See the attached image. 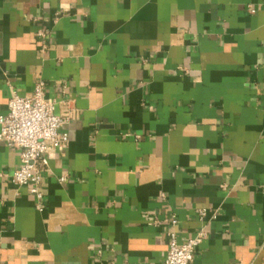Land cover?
I'll use <instances>...</instances> for the list:
<instances>
[{
  "label": "crops",
  "instance_id": "crops-1",
  "mask_svg": "<svg viewBox=\"0 0 264 264\" xmlns=\"http://www.w3.org/2000/svg\"><path fill=\"white\" fill-rule=\"evenodd\" d=\"M1 66L72 120L41 212L0 142V264H264V0H0Z\"/></svg>",
  "mask_w": 264,
  "mask_h": 264
},
{
  "label": "built area",
  "instance_id": "built-area-1",
  "mask_svg": "<svg viewBox=\"0 0 264 264\" xmlns=\"http://www.w3.org/2000/svg\"><path fill=\"white\" fill-rule=\"evenodd\" d=\"M253 13V11H251ZM39 37H44L40 31ZM72 117L68 107L63 114L56 115L54 103L45 98V84L37 81L29 97L13 93L8 101V111L0 116V142L18 154L19 166L11 176V183L17 188H25L35 199V209L44 210L42 176L48 170V160L55 151H63L69 143V135L62 131L65 122ZM68 176L59 178L65 183ZM199 219H207V211L198 212ZM176 221L171 224L175 225ZM204 236L179 243L174 232L169 233L168 250L160 264H192L196 248Z\"/></svg>",
  "mask_w": 264,
  "mask_h": 264
},
{
  "label": "water",
  "instance_id": "water-1",
  "mask_svg": "<svg viewBox=\"0 0 264 264\" xmlns=\"http://www.w3.org/2000/svg\"><path fill=\"white\" fill-rule=\"evenodd\" d=\"M0 69H1L2 71H4V67H3V66H1ZM0 80H3V77H2V75H1V72H0Z\"/></svg>",
  "mask_w": 264,
  "mask_h": 264
}]
</instances>
